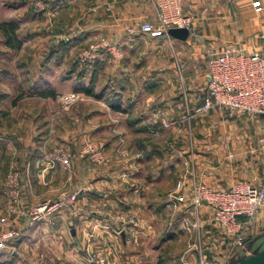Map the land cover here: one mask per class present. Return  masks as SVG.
I'll use <instances>...</instances> for the list:
<instances>
[{"label": "crops", "instance_id": "0c3cea01", "mask_svg": "<svg viewBox=\"0 0 264 264\" xmlns=\"http://www.w3.org/2000/svg\"><path fill=\"white\" fill-rule=\"evenodd\" d=\"M42 1V46L49 50L42 59L49 64L24 71L23 84L8 83L15 74L0 71V224L10 170L19 179L25 210L75 188L81 193L52 224L29 228L20 218V235L0 252V264H84L78 254L85 248L105 250L107 264H155L146 249L130 259L127 253L132 240L152 235L150 225L141 228L145 200L133 192L145 191L158 178L149 177L146 155L157 151L153 163L168 164L164 176L181 167L187 181L193 175L219 189L259 183L264 159L256 148L263 119L220 110L201 118L195 111L207 87L205 50L235 46L264 55V0H185L183 11L191 18L185 41L141 32L156 16L154 0ZM101 38L118 45L119 57L103 51L80 65L78 53ZM90 81L92 95L80 92ZM69 92L83 100L64 109L57 94ZM155 118L174 125L153 137ZM184 125L187 131L192 125L191 134ZM88 141L101 142L107 155H115L113 162L95 168L80 155ZM59 149L71 156L69 168L54 160ZM262 212L246 243L264 232ZM131 218L140 220L141 229Z\"/></svg>", "mask_w": 264, "mask_h": 264}, {"label": "built area", "instance_id": "2783aa9c", "mask_svg": "<svg viewBox=\"0 0 264 264\" xmlns=\"http://www.w3.org/2000/svg\"><path fill=\"white\" fill-rule=\"evenodd\" d=\"M185 0H154L155 18L140 26L141 32L167 34L171 28H186L189 31L191 18L184 14ZM36 6L43 8L42 1ZM256 10H261L260 3L254 2ZM103 51L113 58L119 57V47L101 38L78 53L76 60L80 65L93 62ZM207 87L201 105L196 114H205L213 110L228 112L236 117H261L264 121V55L256 50H245L228 46L220 51L205 50ZM83 100V95L71 92L59 96L64 109L73 103ZM149 133L159 137L170 130L173 121L155 118ZM259 153L264 159V125L258 140ZM254 152V151H252ZM82 156H88L95 168L110 165L115 155H107L101 142L88 141L81 150ZM137 157H141L138 153ZM54 160L63 168L70 167L71 156L64 149H59ZM184 178L177 181L168 194L170 209L180 205H191L198 211L205 206L210 212L211 222L219 229L220 235L232 252L244 248L253 221L264 205V164L257 185L248 182L232 184L227 189L215 188L205 180L199 179L186 183ZM20 184L17 174L9 171L6 175L4 196L8 200L5 216L0 224V252L20 235L17 222L24 218L27 227L39 223L52 224L65 210L74 207L81 193L75 188L62 193L58 198L44 200L25 210L20 205ZM141 188H134L138 194ZM132 226H139L140 220L131 218ZM84 264H107L103 249L85 248ZM231 257V256H230ZM229 257V258H230ZM199 264H207L203 258Z\"/></svg>", "mask_w": 264, "mask_h": 264}, {"label": "rangeland", "instance_id": "374dc122", "mask_svg": "<svg viewBox=\"0 0 264 264\" xmlns=\"http://www.w3.org/2000/svg\"><path fill=\"white\" fill-rule=\"evenodd\" d=\"M37 1L41 2L42 0H0V27L5 22H12L17 26L11 36L14 47L5 45V36L0 28V71L15 74V78H8V83L14 80L13 83L15 84H23L25 82V77L22 76L24 71H36L39 66L49 64L48 61L45 62L42 59L44 53L49 50H45L42 46V42H45V39H42L44 32L40 19L43 10L36 6ZM45 2L49 3L47 0ZM49 23H52V20H49L47 25ZM2 29L8 30V26H4ZM53 46L51 45L50 48L52 49ZM18 75H20V78H17ZM64 94L68 93L57 95ZM200 115L201 118L207 117L206 114ZM191 127L192 125H189L187 131V125H184V132H192ZM214 127L211 126L212 129ZM258 147L259 144L256 152L260 155ZM154 166L158 168L156 174L158 178L153 181L152 185L147 182L149 184L148 188L137 194V196L141 195V200H145V205H141L140 210L147 220L143 227L138 226V229L144 227L148 229L150 225L149 230L152 231V235H147L146 238L143 237L141 240L131 241L130 249L127 251L129 259L134 254L133 252L138 250L142 252L146 249L147 255L152 256L155 264H199L201 258L207 264H228L229 257L232 256L233 252L230 246L224 243L219 229L211 222V218L206 211L207 207L202 206L198 211L190 204L177 206L176 209H170L169 207L168 194L173 190L178 180L184 178L185 182L189 184L193 179L195 181L199 179L193 178L192 175L190 176L192 179L187 181V178L182 175L181 167L178 172L164 176V171L161 170L162 163L158 162ZM261 212L264 219V205L259 213ZM116 230L118 229L116 228ZM154 232L155 234H153ZM166 238H170V240L161 241ZM217 238L220 242L219 247H217ZM78 255L79 257L82 256L81 260L83 261L86 250L81 249ZM104 255L107 260L105 250Z\"/></svg>", "mask_w": 264, "mask_h": 264}, {"label": "water", "instance_id": "95a60500", "mask_svg": "<svg viewBox=\"0 0 264 264\" xmlns=\"http://www.w3.org/2000/svg\"><path fill=\"white\" fill-rule=\"evenodd\" d=\"M167 34L175 39L185 41L189 31L186 28H171ZM71 234L74 235L73 229ZM121 237L124 238V235L121 234ZM245 250L249 254H245ZM228 264H264V232L261 236L251 238L244 248L234 250Z\"/></svg>", "mask_w": 264, "mask_h": 264}, {"label": "trees", "instance_id": "16d2710c", "mask_svg": "<svg viewBox=\"0 0 264 264\" xmlns=\"http://www.w3.org/2000/svg\"><path fill=\"white\" fill-rule=\"evenodd\" d=\"M4 26H8V30L7 29H2ZM1 30L3 31V34L5 36V44L7 46H10V47H14L13 46V38L11 37L12 34L14 33L15 29L17 28L16 24L12 23V22H5L2 24V27H0ZM86 73V69H83L80 73H79V79L81 80V78L84 77ZM92 82L90 81V84L88 86H83L82 89L80 90V92H83L87 95H92ZM158 154H157V151H152L151 154L149 155H146L145 156V161L147 162H150L149 164V169H150V172H149V177H154L157 173H158V168L154 166V161L157 160L158 158ZM168 167V164L167 163H163L162 166H161V170L163 171H166ZM167 240H170V238H166L164 240H161L162 242H165ZM12 242V241H11Z\"/></svg>", "mask_w": 264, "mask_h": 264}]
</instances>
